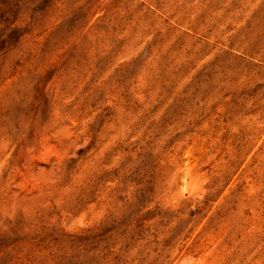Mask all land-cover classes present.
<instances>
[{
    "label": "rangeland",
    "instance_id": "374dc122",
    "mask_svg": "<svg viewBox=\"0 0 264 264\" xmlns=\"http://www.w3.org/2000/svg\"><path fill=\"white\" fill-rule=\"evenodd\" d=\"M0 264H264V0H0Z\"/></svg>",
    "mask_w": 264,
    "mask_h": 264
}]
</instances>
